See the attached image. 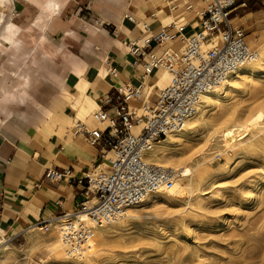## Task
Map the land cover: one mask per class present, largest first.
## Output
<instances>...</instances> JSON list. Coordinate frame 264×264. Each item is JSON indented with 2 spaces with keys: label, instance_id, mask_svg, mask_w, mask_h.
Returning a JSON list of instances; mask_svg holds the SVG:
<instances>
[{
  "label": "crops",
  "instance_id": "obj_1",
  "mask_svg": "<svg viewBox=\"0 0 264 264\" xmlns=\"http://www.w3.org/2000/svg\"><path fill=\"white\" fill-rule=\"evenodd\" d=\"M171 1L0 0V236H20L84 200L76 181L104 151L78 131L102 128L93 115L114 88L142 82L126 48L141 23L157 31L194 21ZM160 74L145 80L151 100ZM48 169H69L72 183L45 178Z\"/></svg>",
  "mask_w": 264,
  "mask_h": 264
},
{
  "label": "rangeland",
  "instance_id": "obj_2",
  "mask_svg": "<svg viewBox=\"0 0 264 264\" xmlns=\"http://www.w3.org/2000/svg\"><path fill=\"white\" fill-rule=\"evenodd\" d=\"M237 3L245 6L231 16L232 23L262 58L264 0ZM252 66L225 93L218 88V96L201 105L196 131L157 143L177 142L159 157L169 162L164 166L191 170L188 182H176L179 194L163 192L131 209L103 229L102 241L95 240L93 253L81 259L65 258L52 227L47 233L0 236V264H264V119H255L264 112V65ZM163 76L159 88L167 84ZM249 121L254 122L246 128ZM228 129L232 136L221 137Z\"/></svg>",
  "mask_w": 264,
  "mask_h": 264
},
{
  "label": "built area",
  "instance_id": "obj_3",
  "mask_svg": "<svg viewBox=\"0 0 264 264\" xmlns=\"http://www.w3.org/2000/svg\"><path fill=\"white\" fill-rule=\"evenodd\" d=\"M237 2L172 0V11L178 6L194 14L190 25L179 18L152 31L141 23L138 38L126 43L134 66L142 69V82L114 88L100 100V110L93 115L102 128L78 131L89 145L104 151L102 163L76 181L84 200L74 210L60 211L51 222L32 228L42 233L51 227L56 230L65 258L81 259L89 254L99 231L123 219L147 198L170 191L181 178L182 170L148 161L153 146L184 132L198 115L205 94L260 58L246 41L245 31L232 23L231 16L245 6ZM125 19L132 21L128 15ZM175 43L178 46L173 48ZM155 71L161 73L159 79L168 78L164 87H156L151 100L154 87L144 85ZM45 178L73 181L69 169H48Z\"/></svg>",
  "mask_w": 264,
  "mask_h": 264
},
{
  "label": "bare ground",
  "instance_id": "obj_4",
  "mask_svg": "<svg viewBox=\"0 0 264 264\" xmlns=\"http://www.w3.org/2000/svg\"><path fill=\"white\" fill-rule=\"evenodd\" d=\"M255 66L257 65V66H262V65H264V57H260L259 58V60L254 64ZM249 67H253L252 65L251 66H248V67H246V68H243L242 70H240L238 73H236V74H234L233 76H231L221 87H220V91H221V93H220V95L221 94H223V93H225V91H226V89L228 88V87H231V85L233 84V83H235V82H238V81H240L243 77H244V75H246V73L247 72H243V71H245V69H247V68H249ZM249 73V72H248ZM164 76H162V78H161V80L158 82V83H162L163 81H164V78H163ZM216 96H218V93L216 92V90H212V91H209L207 94H205L204 95V97L202 98V105L203 104H209L210 102H212V100H213V98L214 97H216ZM217 102V101H216ZM262 109V108H261ZM200 111V113H199V115L196 117V118H194L192 121H190L188 124H187V126H186V129L184 130V132H182L181 134H179V135H175L174 137L175 138H177V139H175L176 141L178 140V139H182L181 137H183L187 132H189V131H196V129L198 128V126H199V122H200V119H201V117L203 116V107L199 110ZM263 111H264V109H263ZM254 118V117H253ZM255 119L256 120H262V119H264V112H261V111H259L258 113H257V115H256V117H255ZM202 120V119H201ZM254 122V121H253ZM253 122L252 121H249L248 123H247V127L246 128H249L248 126H250V125H252L253 124ZM256 124V123H255ZM233 129H228V130H225V131H223L222 133V135H221V137L223 136L225 139L226 138H228V137H231L232 136V133H233ZM188 136V135H187ZM173 136H171V135H169V136H167V138L166 139H168V141H172L173 139ZM224 138H223V140H224ZM163 142V145H161V146H158L157 144L156 145H154L153 146V148H152V150H151V152L148 154V157H150V158H153L154 160H155V162H156V164H158L159 163V165H167V164H169V162H161V161H158V159H159V157H161V156H164V155H166L167 154V150H168V146L171 144H174L175 145V143H177V142H171L170 144H168V143H165L164 144V142H165V140L164 141H162ZM231 144V143H230ZM227 147V146H226ZM228 147H229V145H228ZM228 151V150H227ZM154 162V163H155ZM190 176H191V170L189 169V168H185V169H182V175H181V178H185L184 180L185 181H189L190 180ZM183 181V180H182ZM191 183V182H190ZM171 195H177V194H179L180 192H181V188H180V182L179 183H175L174 184V186H173V188L170 190V191H168ZM155 196H157V195H155ZM155 196H152V197H155ZM152 197H149V198H147L145 201H143L140 205H143L144 203H146L150 198L152 199ZM150 199V200H151ZM136 208V207H135ZM131 211H133V210H131ZM102 231V230H101ZM101 231H99L98 232V236H97V239H95L96 241H102L101 239ZM95 246H96V243L94 242V244L93 245H91V248H90V250H89V253H91L92 251H94L95 250ZM3 248H8V246L6 245V246H4ZM53 251H57L58 253H60V251H61V249H60V247L59 246H55V247H53ZM93 253V252H92Z\"/></svg>",
  "mask_w": 264,
  "mask_h": 264
}]
</instances>
